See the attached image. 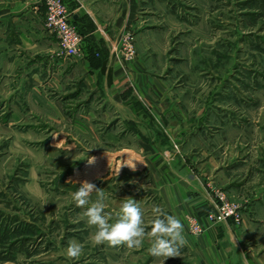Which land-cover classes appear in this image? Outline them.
<instances>
[{"label": "rangeland", "instance_id": "1", "mask_svg": "<svg viewBox=\"0 0 264 264\" xmlns=\"http://www.w3.org/2000/svg\"><path fill=\"white\" fill-rule=\"evenodd\" d=\"M145 9L148 22L161 27L146 33L144 49L157 57L150 63L174 91L187 121L199 124L189 147L198 154L189 165L201 172L206 157L200 153L207 150L219 155L218 165L225 166L224 178L208 187L211 207L213 200L227 199L242 208L255 197L264 201V0H146ZM127 35L121 53L131 59L137 46L135 36ZM126 38L134 49L131 58ZM105 117L97 114L98 141L80 139L75 150L47 144L51 131L58 129L78 137L80 132L69 124L48 127L31 138L24 134L26 126L0 125V264H109L108 251L121 258L137 257V251L125 245L95 244L84 219L87 206L77 207L72 193L84 181L94 183L105 194L110 222L125 199L137 202L141 198L137 203L147 233L156 216L153 210L161 204L156 193L140 191L151 187V166L161 164L174 170L177 161L184 164L186 158H177L178 144L172 146L176 152L168 147L155 159L142 157L135 139L107 142L104 135L111 125ZM53 144L59 142L53 140ZM127 148L141 154L142 166H147L118 169V161L124 159L120 151ZM98 154L111 158L100 161L106 172L93 179L91 171L71 176ZM96 199L93 191L90 203ZM257 210L264 217V207ZM256 223L263 246L264 220ZM72 239L83 246L79 259L66 256ZM150 243L146 236L141 246L147 249L146 257L151 256L148 261ZM172 258L151 262L171 264Z\"/></svg>", "mask_w": 264, "mask_h": 264}, {"label": "crops", "instance_id": "2", "mask_svg": "<svg viewBox=\"0 0 264 264\" xmlns=\"http://www.w3.org/2000/svg\"><path fill=\"white\" fill-rule=\"evenodd\" d=\"M64 1L72 22L84 36L83 50L77 57H65L55 35L48 32L47 0H0V125L26 126L24 134L31 138L32 133L48 127L69 124L80 132L79 138L58 129L51 131L47 144L75 150L82 139L98 141L101 135L96 118L101 113L111 125L104 135L106 141L135 139L142 157L157 159L166 148L176 152L173 144L180 145L181 153L176 157L188 160L180 165L177 161L174 170L150 165L151 187L140 190L156 193L161 200L158 208L177 216L184 225L187 243L180 249L181 257H174L171 264H264V245L260 246L256 225L257 220H264L257 214V207H264L263 200L252 198L241 209L239 222L233 217L227 221L208 217L212 211L208 187L224 178L225 166L218 165L219 155L207 150L200 153L206 157L201 172L189 165L198 154L189 149L198 122L187 121L174 91L150 63L157 59L155 53L144 49L146 33L161 28L159 23L148 22L146 0ZM127 33L135 36L137 46L131 59L121 53ZM120 152L124 159L118 161V169L122 165L142 166L144 158L133 148ZM103 158L111 160L105 154L95 155L92 163L87 161L71 176L77 178L87 171L93 173L92 179L101 175L107 171L100 165ZM190 216L201 224V234L190 232ZM143 219L145 222V216ZM87 226L93 236L94 227ZM134 250L138 255L132 259L108 251L109 264H152L164 259L152 256L148 261L151 256L146 257V248Z\"/></svg>", "mask_w": 264, "mask_h": 264}, {"label": "clouds", "instance_id": "3", "mask_svg": "<svg viewBox=\"0 0 264 264\" xmlns=\"http://www.w3.org/2000/svg\"><path fill=\"white\" fill-rule=\"evenodd\" d=\"M92 162L93 159H90L89 163ZM93 191H96L97 199L90 203ZM72 197L77 207L87 206L83 214L86 223L94 227L92 239L97 245L107 243L109 246L140 248L147 236L151 241L148 252L152 256L164 257L167 260L169 257L180 256V249L187 243L182 221L175 215L163 213L158 207L153 210L156 216L146 233L143 210L132 198L122 202L115 213V219L110 222L112 214L105 211V194L94 183L84 181L79 189L72 193ZM82 253L83 246L74 241L70 242L66 249V256L70 258L79 259Z\"/></svg>", "mask_w": 264, "mask_h": 264}, {"label": "built area", "instance_id": "4", "mask_svg": "<svg viewBox=\"0 0 264 264\" xmlns=\"http://www.w3.org/2000/svg\"><path fill=\"white\" fill-rule=\"evenodd\" d=\"M45 25L48 32L57 38L61 53L65 57H77L81 54L84 36L72 22V13L69 11L64 0H47ZM129 36L128 34L127 37ZM127 39H125L124 45L128 52L127 57L131 58L134 55V49ZM212 209L214 211L210 212L208 217L215 221H227L229 217H233L239 222L242 218V206L234 203L231 204L227 199L219 202L213 200ZM188 221L190 232L195 235L202 233L203 228L195 216H190Z\"/></svg>", "mask_w": 264, "mask_h": 264}]
</instances>
